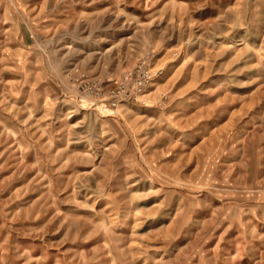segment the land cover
Returning a JSON list of instances; mask_svg holds the SVG:
<instances>
[{
  "label": "rangeland",
  "instance_id": "obj_1",
  "mask_svg": "<svg viewBox=\"0 0 264 264\" xmlns=\"http://www.w3.org/2000/svg\"><path fill=\"white\" fill-rule=\"evenodd\" d=\"M0 264H264V0H0Z\"/></svg>",
  "mask_w": 264,
  "mask_h": 264
},
{
  "label": "built area",
  "instance_id": "obj_2",
  "mask_svg": "<svg viewBox=\"0 0 264 264\" xmlns=\"http://www.w3.org/2000/svg\"><path fill=\"white\" fill-rule=\"evenodd\" d=\"M147 77L143 80H140L138 83H137V86L139 88V90H144L148 87V85L151 83V81L154 79V76L153 74H151L150 72H147ZM115 93V96H117L115 90L113 91ZM112 96V95H111ZM114 96V95H113ZM113 104H116V101L113 103Z\"/></svg>",
  "mask_w": 264,
  "mask_h": 264
}]
</instances>
